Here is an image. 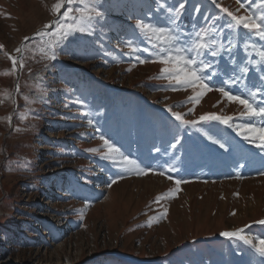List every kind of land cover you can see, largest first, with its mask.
<instances>
[{"label":"rangeland","instance_id":"rangeland-1","mask_svg":"<svg viewBox=\"0 0 264 264\" xmlns=\"http://www.w3.org/2000/svg\"><path fill=\"white\" fill-rule=\"evenodd\" d=\"M60 2L0 0V264H264L244 239L220 235L264 239V151L234 128L199 117L216 113L257 127L264 118H241L244 107L215 89L193 108L186 103L191 89L172 90L164 65L140 64L135 57L147 61L148 53L132 51L148 46L137 23H164L181 0H94L102 18L91 24L93 0H65L54 14ZM223 8L259 19L264 0H185L180 20L211 33L230 19ZM62 25L89 31L61 40ZM234 43L239 75L246 45H254L251 59L264 41ZM221 67L227 80L231 62L221 60ZM249 68L226 90L264 106V71ZM169 107L197 125H181ZM101 135L155 171H124L104 159ZM174 136L181 140L176 149ZM169 167L175 170L167 173ZM176 180L186 182L177 189Z\"/></svg>","mask_w":264,"mask_h":264},{"label":"snow or ice","instance_id":"snow-or-ice-1","mask_svg":"<svg viewBox=\"0 0 264 264\" xmlns=\"http://www.w3.org/2000/svg\"><path fill=\"white\" fill-rule=\"evenodd\" d=\"M65 0H61L53 6L52 11L54 14H60V10L64 7ZM185 0H181L177 8H171L168 12L166 18H164V23H156L151 19L148 21L138 22L135 26L138 30L137 35L142 39L148 46L139 47L133 46V53L136 52H147L148 60L136 56L135 59L138 60L140 64L145 62L160 63L164 65L160 69L162 78L168 81V87L172 90L178 89H191L193 95L187 98L186 103H191L193 108L198 104L201 98L208 92L215 89L223 97L227 98L229 102H236L244 107V111L240 113L241 118L252 119L254 117L264 118V106H254V104L247 98H242L239 94H232L231 88L226 90L225 85L228 83L238 84L241 82L243 76H247L250 71L249 65L255 64L259 67L261 71H264V45H262L258 51L252 53V58L249 59L247 56V51L249 48H253L254 45H246L244 51L246 52L244 66L237 75V66L235 64L236 56L234 52L238 47L237 43L234 41L244 42L246 37L254 36L264 41V15L259 19L255 14H250L249 16H238L233 12L228 11L227 8L221 9L222 12L227 13L230 18L225 20L223 25L216 26L212 25L214 31L211 33L204 31V25H197L195 21L191 27H186L184 22L180 20L184 9ZM73 0H67V4L72 5ZM213 4H216V0H212ZM242 8L245 7L244 3L240 5ZM217 7L219 5L217 4ZM93 14L89 15L86 19L89 24L93 21L99 22L102 18V12L99 10L98 6L95 5L94 0L92 2ZM73 9L68 7L63 13V17L67 18ZM199 11V8L195 9ZM205 21L209 18L204 17ZM52 24L45 25L46 29L52 28ZM81 34L86 33L89 29L85 27H80L78 29H73L68 26L67 29L62 25L59 31V36L61 40H67L70 36L76 34V32ZM242 32V35H241ZM29 39V38H25ZM19 52V49H17ZM51 59H56L55 53L50 57ZM12 64L15 68L17 60L11 58ZM221 60L231 62L232 73L228 75L227 80L223 79L224 69L221 67ZM22 66V65H21ZM217 77H221V82L217 85L214 81ZM261 79H264L262 77ZM257 93H253V96ZM173 107H183V105H175ZM193 108L189 109V113L192 112ZM172 117L175 118L181 125L193 126L195 127L198 123L196 120H188L184 118L181 112L173 111L172 107L168 108ZM199 121L204 122H220L227 127L234 128L237 130L238 135H242L245 140L249 143L254 144L261 151H264V127H257L251 123L234 124L233 117L231 116H221L216 113H205L199 117ZM92 122L89 121V124ZM258 134V135H249ZM208 140L213 144H217L219 148L225 149L226 145L220 140L215 139L213 136L208 135L207 132L204 133ZM103 141L104 146L107 148V155L104 159H110L114 163H117L119 168L124 171L135 170L138 174H148L149 171H155L150 168H143L137 162L135 158H129L128 155L121 151L119 146H116L110 138H105L103 135L100 136ZM174 143L170 144L172 149H176L178 145H181V140L178 136H174ZM257 140L261 141L260 143ZM95 151V150H93ZM159 151V149H157ZM120 159L117 161L116 156ZM175 169L169 167L167 173H171ZM165 172H159L160 175H166ZM168 179L172 180V176L168 175ZM116 178H112L109 181V187L111 184L116 183ZM186 181L176 180L175 184L177 189L179 185ZM172 195V190L164 193L162 196L157 197V203L160 200L166 199ZM165 214L167 209L164 210ZM264 224V221H260ZM220 235L226 238H239L244 239L245 243L251 245V247L259 253L261 257H264V239H260L257 243L252 240L247 239L242 236L239 231H225L220 233Z\"/></svg>","mask_w":264,"mask_h":264},{"label":"water","instance_id":"water-1","mask_svg":"<svg viewBox=\"0 0 264 264\" xmlns=\"http://www.w3.org/2000/svg\"><path fill=\"white\" fill-rule=\"evenodd\" d=\"M34 35H35V34H33L30 38H32ZM30 38H29V39H30Z\"/></svg>","mask_w":264,"mask_h":264}]
</instances>
